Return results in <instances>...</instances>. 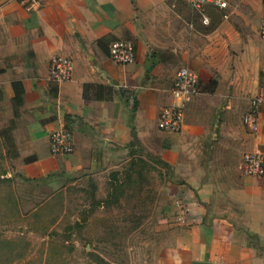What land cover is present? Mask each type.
<instances>
[{
	"label": "crops",
	"instance_id": "1",
	"mask_svg": "<svg viewBox=\"0 0 264 264\" xmlns=\"http://www.w3.org/2000/svg\"><path fill=\"white\" fill-rule=\"evenodd\" d=\"M226 3L200 12L184 0H39L27 10L0 0V153L27 178L61 162L80 175L123 153L134 135L171 166L170 191L184 211L182 223L171 220L166 264H264V176L241 174L245 152L264 153V105L256 133L243 124L264 80V0ZM117 39L133 42V62L111 60ZM55 56L71 59L68 81L50 80ZM178 64L197 74L199 94L186 102L181 130L162 132L158 80L173 84ZM62 127L74 151L54 156L49 134Z\"/></svg>",
	"mask_w": 264,
	"mask_h": 264
},
{
	"label": "rangeland",
	"instance_id": "2",
	"mask_svg": "<svg viewBox=\"0 0 264 264\" xmlns=\"http://www.w3.org/2000/svg\"><path fill=\"white\" fill-rule=\"evenodd\" d=\"M172 79L158 80L160 108L170 102ZM217 136L222 141L221 130ZM124 148L98 171L79 175L61 162L32 180L1 151L0 264H166L171 220L182 223L184 213L170 191L175 175L159 161L155 144L138 140Z\"/></svg>",
	"mask_w": 264,
	"mask_h": 264
},
{
	"label": "built area",
	"instance_id": "3",
	"mask_svg": "<svg viewBox=\"0 0 264 264\" xmlns=\"http://www.w3.org/2000/svg\"><path fill=\"white\" fill-rule=\"evenodd\" d=\"M27 10L35 9L39 0H16ZM202 12L207 5L224 8L226 0H184ZM258 34L264 41V16L260 20ZM109 56L117 65H126L134 61L135 46L129 39H117L109 45ZM73 64L70 58L55 56L50 60L49 78L55 83L68 81L72 76ZM1 90V85H0ZM199 94L197 74L190 68H180L170 88V102L162 107L157 117V127L162 132L177 133L181 130L186 102ZM264 105V80L257 94L251 99L250 108L243 116V124L253 133L259 128V114ZM49 151L54 156L71 154L74 151L72 131L62 127L50 132ZM241 174L245 177L260 178L264 176V153L259 150L243 154Z\"/></svg>",
	"mask_w": 264,
	"mask_h": 264
},
{
	"label": "trees",
	"instance_id": "4",
	"mask_svg": "<svg viewBox=\"0 0 264 264\" xmlns=\"http://www.w3.org/2000/svg\"><path fill=\"white\" fill-rule=\"evenodd\" d=\"M12 86H13V90H14V101L15 102H20L21 100H22V94H23V86H22V84H21V82L20 81H15V82H13V84H12ZM91 87H94V88H98L99 90H101V91H103L104 89L102 88V87H100V86H92V85H85V87H84V92H86V90L88 89V88H91ZM67 128V127H66ZM67 129H69V128H67ZM70 130V129H69ZM138 143V139H137V137L136 136H134L133 135V138H132V140L130 141V142H128L127 143V146L128 147H131V146H133V145H135V144H137ZM160 162H162L165 166H168L169 164H167L166 162H164V161H162V160H159ZM25 180H32V179H34V178H32V179H30V178H27V177H23ZM2 179V181H4V182H9L10 180L9 179H6V178H1Z\"/></svg>",
	"mask_w": 264,
	"mask_h": 264
}]
</instances>
